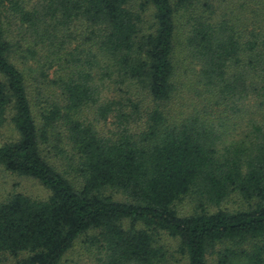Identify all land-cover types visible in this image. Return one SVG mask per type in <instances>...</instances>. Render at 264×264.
Masks as SVG:
<instances>
[{
  "label": "trees",
  "instance_id": "1",
  "mask_svg": "<svg viewBox=\"0 0 264 264\" xmlns=\"http://www.w3.org/2000/svg\"><path fill=\"white\" fill-rule=\"evenodd\" d=\"M263 1L0 0V264H264Z\"/></svg>",
  "mask_w": 264,
  "mask_h": 264
},
{
  "label": "rangeland",
  "instance_id": "2",
  "mask_svg": "<svg viewBox=\"0 0 264 264\" xmlns=\"http://www.w3.org/2000/svg\"><path fill=\"white\" fill-rule=\"evenodd\" d=\"M264 2V1H263ZM254 4H251L253 6ZM261 4L257 3L255 9L258 10ZM150 18V17H149ZM146 26L148 23L146 22ZM50 74L52 71L50 70ZM52 78V75H50ZM94 113L90 110H85L83 112V116L88 118L89 120L93 119ZM97 126V129H103V132L106 130L103 124L94 123ZM10 128L6 127L4 129H0V143L5 141L8 136H10ZM13 193H22L26 196H29L33 199L37 200H45L49 196V192L43 188L37 181L20 177L15 174H10L5 172L0 168V201L7 198L10 194ZM116 198V196H115ZM117 199H122L121 195L117 196ZM236 199V198H235ZM237 201V200H236ZM181 212L184 214L190 211L193 208V205L186 199L182 204L178 205ZM164 245L170 250L175 251V242L170 241L167 237L163 239ZM169 251V252H170ZM16 260L14 258L3 256L1 264H15ZM62 264H97L94 256L90 255L85 249L84 245L80 242L76 243L74 249L67 254Z\"/></svg>",
  "mask_w": 264,
  "mask_h": 264
}]
</instances>
